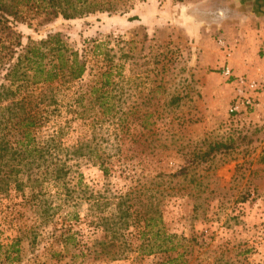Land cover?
Returning <instances> with one entry per match:
<instances>
[{
	"label": "rangeland",
	"instance_id": "374dc122",
	"mask_svg": "<svg viewBox=\"0 0 264 264\" xmlns=\"http://www.w3.org/2000/svg\"><path fill=\"white\" fill-rule=\"evenodd\" d=\"M112 1L115 12L16 26L23 43L60 32L87 61L80 79L54 83L36 131L86 142L87 158L69 161L67 194L35 152L23 158L22 185L13 177L0 189V264H264V107L232 113L234 86L220 72L249 59V20L214 0ZM215 142L230 146L205 155ZM121 199L128 226L103 235L92 219ZM143 214L160 215L174 249L134 250L148 239ZM92 239L133 250L94 256Z\"/></svg>",
	"mask_w": 264,
	"mask_h": 264
},
{
	"label": "trees",
	"instance_id": "16d2710c",
	"mask_svg": "<svg viewBox=\"0 0 264 264\" xmlns=\"http://www.w3.org/2000/svg\"><path fill=\"white\" fill-rule=\"evenodd\" d=\"M116 6L112 0H0V189L4 190L13 177L17 186L21 184L20 176L26 166L21 162L25 156H33L35 152L46 163L45 174L50 173L56 186L67 194L72 166L69 161L87 158L86 142L62 146L58 131L36 137L49 106L56 102L54 83L66 85L80 79L87 70V61L77 49L67 45L60 32L48 33L37 40L28 37L23 43L22 34L16 29L17 24L30 26L33 20L41 22L59 16L73 19L87 13H110L117 11ZM221 12L226 13L227 10L222 7ZM229 146V142H215L205 155L221 152ZM14 159L17 162L11 164ZM99 166L107 174L108 166L104 162ZM125 204L126 200L121 199L110 215L101 213L92 219L97 228H102L103 235L107 232L117 234L118 227L114 226L117 223L120 228H127L133 212ZM97 208L101 209L98 203ZM97 208L90 207L96 212ZM142 220L144 224L139 233L148 239L135 246L136 252L151 254L175 248L172 239L161 231L159 214H143ZM71 236L67 235L66 241L71 240ZM91 241V246L99 245L94 249L87 247V254L94 256L115 259L133 248L132 244L125 243L112 251V242Z\"/></svg>",
	"mask_w": 264,
	"mask_h": 264
},
{
	"label": "crops",
	"instance_id": "0c3cea01",
	"mask_svg": "<svg viewBox=\"0 0 264 264\" xmlns=\"http://www.w3.org/2000/svg\"><path fill=\"white\" fill-rule=\"evenodd\" d=\"M214 1L223 3L228 18L249 20V59L243 53L238 63L232 59L228 65L237 75L243 74L257 81L264 80V0Z\"/></svg>",
	"mask_w": 264,
	"mask_h": 264
},
{
	"label": "built area",
	"instance_id": "2783aa9c",
	"mask_svg": "<svg viewBox=\"0 0 264 264\" xmlns=\"http://www.w3.org/2000/svg\"><path fill=\"white\" fill-rule=\"evenodd\" d=\"M219 43L224 47L225 52H228L224 41L220 40ZM220 72L234 86L235 95L230 107L232 113L264 107V80L257 81L243 74L237 75L228 64L223 65Z\"/></svg>",
	"mask_w": 264,
	"mask_h": 264
}]
</instances>
